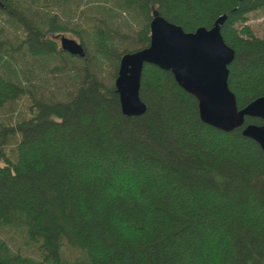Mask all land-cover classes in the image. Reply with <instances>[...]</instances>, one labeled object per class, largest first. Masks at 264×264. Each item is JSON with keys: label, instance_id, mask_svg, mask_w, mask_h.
I'll list each match as a JSON object with an SVG mask.
<instances>
[{"label": "trees", "instance_id": "obj_1", "mask_svg": "<svg viewBox=\"0 0 264 264\" xmlns=\"http://www.w3.org/2000/svg\"><path fill=\"white\" fill-rule=\"evenodd\" d=\"M264 0H0L2 264H264V155L203 123L167 70L142 66L139 115L120 112L121 56L156 15L216 20L237 109L264 96ZM155 14V15H154ZM77 38L84 55L60 48ZM59 36V37H58Z\"/></svg>", "mask_w": 264, "mask_h": 264}, {"label": "water", "instance_id": "obj_2", "mask_svg": "<svg viewBox=\"0 0 264 264\" xmlns=\"http://www.w3.org/2000/svg\"><path fill=\"white\" fill-rule=\"evenodd\" d=\"M219 22L216 20L209 28L184 32L155 15L149 23L147 46L125 53L119 60L113 85L120 112L134 116L144 111L145 105L138 96L139 78L142 66L151 64L169 71L175 83L195 97L198 117L203 123L228 132L240 127L245 116L261 119V124H245L241 134L255 141L264 155V96L237 109L226 82L233 50L223 41ZM59 46L70 54L84 55L81 44L72 38L60 36Z\"/></svg>", "mask_w": 264, "mask_h": 264}, {"label": "rangeland", "instance_id": "obj_3", "mask_svg": "<svg viewBox=\"0 0 264 264\" xmlns=\"http://www.w3.org/2000/svg\"><path fill=\"white\" fill-rule=\"evenodd\" d=\"M245 23L251 28V31L254 35L262 37L264 35V8L256 12L249 13L248 19L245 21ZM60 36L72 38L78 41L77 38L71 36L68 33H62ZM57 44L59 45V38H57Z\"/></svg>", "mask_w": 264, "mask_h": 264}]
</instances>
